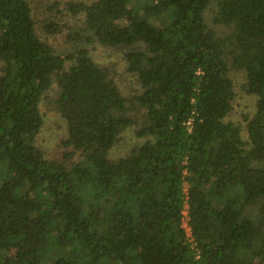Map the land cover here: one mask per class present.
Returning a JSON list of instances; mask_svg holds the SVG:
<instances>
[{"label":"trees","instance_id":"16d2710c","mask_svg":"<svg viewBox=\"0 0 264 264\" xmlns=\"http://www.w3.org/2000/svg\"><path fill=\"white\" fill-rule=\"evenodd\" d=\"M48 10V36L81 17L66 52L28 0H0V264H264V0ZM87 46L122 54L121 78ZM239 72L254 108L234 121ZM43 100L61 159L35 145Z\"/></svg>","mask_w":264,"mask_h":264},{"label":"rangeland","instance_id":"374dc122","mask_svg":"<svg viewBox=\"0 0 264 264\" xmlns=\"http://www.w3.org/2000/svg\"><path fill=\"white\" fill-rule=\"evenodd\" d=\"M31 4L32 9V18L35 23V28L39 33L42 40H46L50 43L53 48L59 52H66L68 49L72 48L71 44L65 41V33L68 32V27H71L72 30L77 29L80 26L81 17H72L66 13H62L55 16L56 20L60 24H66L67 26L62 28V34L55 36H48L43 32V25L45 22H48L49 18L53 15L49 12L48 7L53 2L65 3V2H89L90 0H28ZM91 50L93 58L103 65L108 67L114 65L113 71L115 73L116 79H120L123 75L122 67V54L105 51L99 47L87 46ZM1 67V65H0ZM1 74V71H0ZM124 78V77H123ZM122 78V79H123ZM232 78L235 83V90L237 97L234 102V109L232 113V119L234 121L240 120V115L243 113L251 112L254 108V98L249 97L244 94L242 91V85L244 83V74L242 72L233 73ZM130 83L127 82V92L130 91ZM125 91V90H124ZM49 97V94H48ZM47 101H42L40 104V111L43 114L44 123L35 139V145L44 153L46 158H57L61 159L62 154L65 151H70L71 149L65 148L62 145V142L67 139V126L65 122L58 117L54 112H50L47 109ZM77 133L76 128L73 126V138L76 139ZM130 141V135L127 133L123 141L118 143L115 148L111 151L112 157L117 158L121 156L127 149V143ZM183 227L188 232L186 226V212H183ZM9 256L15 257L16 253L14 251L8 253Z\"/></svg>","mask_w":264,"mask_h":264}]
</instances>
